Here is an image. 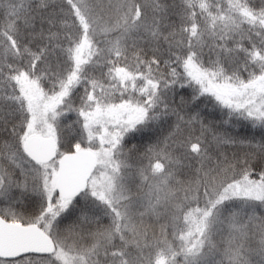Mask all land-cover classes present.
Segmentation results:
<instances>
[{
  "label": "snow or ice",
  "instance_id": "6c2138e0",
  "mask_svg": "<svg viewBox=\"0 0 264 264\" xmlns=\"http://www.w3.org/2000/svg\"><path fill=\"white\" fill-rule=\"evenodd\" d=\"M0 264H264V0H0Z\"/></svg>",
  "mask_w": 264,
  "mask_h": 264
}]
</instances>
